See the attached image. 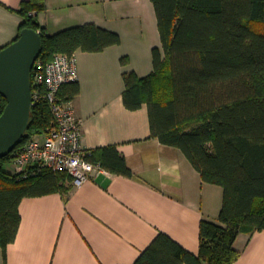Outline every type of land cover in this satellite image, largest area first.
<instances>
[{
    "label": "trees",
    "instance_id": "obj_1",
    "mask_svg": "<svg viewBox=\"0 0 264 264\" xmlns=\"http://www.w3.org/2000/svg\"><path fill=\"white\" fill-rule=\"evenodd\" d=\"M160 46H153L152 71L140 77L124 70L123 103L134 110L147 104L151 136L177 147L202 181L222 188L218 222L202 219L199 252L193 254L159 232L132 264H233L239 233L264 229V0H150ZM0 4H2L0 2ZM16 11L24 28L39 30V58L77 50L99 52L119 45V33L92 22L47 34L37 21L45 0H23ZM4 46H0V50ZM121 65L129 59L123 56ZM79 94L77 81L61 88L64 99ZM6 105L0 94V114ZM52 125L46 102L31 106L29 126L15 148L0 157V248L6 249L21 222L19 203L28 196L72 188L66 172L48 169L26 177L9 173L5 162L37 133ZM92 162L112 173L131 176L114 146L92 150Z\"/></svg>",
    "mask_w": 264,
    "mask_h": 264
},
{
    "label": "crops",
    "instance_id": "obj_2",
    "mask_svg": "<svg viewBox=\"0 0 264 264\" xmlns=\"http://www.w3.org/2000/svg\"><path fill=\"white\" fill-rule=\"evenodd\" d=\"M22 1L0 0V46L12 42L22 20L6 6L18 8ZM45 4L37 21L49 35L87 22L121 34L119 45L75 52L79 94L72 102L81 120L83 147L114 146L132 174L104 169L73 184L67 200L60 192L22 198L20 226L7 246L5 264H132L159 232L198 254L200 221L218 222L222 188L202 181L177 147L151 136L146 103L131 110L122 98V72L134 70L142 77L153 65L152 47L138 39V27L119 21L149 9V2L45 0ZM134 30L136 35L124 44L123 34ZM123 56L129 59L127 65H121ZM31 137L41 140L43 133ZM234 247L240 256L233 264H264V229L239 233Z\"/></svg>",
    "mask_w": 264,
    "mask_h": 264
},
{
    "label": "built area",
    "instance_id": "obj_3",
    "mask_svg": "<svg viewBox=\"0 0 264 264\" xmlns=\"http://www.w3.org/2000/svg\"><path fill=\"white\" fill-rule=\"evenodd\" d=\"M31 73L32 105L46 102L52 125L43 132L41 140L31 137L13 153L15 173L26 177L43 169L62 171L72 177V184L79 185L104 171L98 163L88 159L92 150L82 145L81 120L72 99L60 95L65 84L77 81L75 53H57L51 59L38 56Z\"/></svg>",
    "mask_w": 264,
    "mask_h": 264
},
{
    "label": "water",
    "instance_id": "obj_4",
    "mask_svg": "<svg viewBox=\"0 0 264 264\" xmlns=\"http://www.w3.org/2000/svg\"><path fill=\"white\" fill-rule=\"evenodd\" d=\"M42 48L37 30L24 28L0 50V94L6 105L0 114V157L10 153L24 136L31 118V75Z\"/></svg>",
    "mask_w": 264,
    "mask_h": 264
},
{
    "label": "rangeland",
    "instance_id": "obj_5",
    "mask_svg": "<svg viewBox=\"0 0 264 264\" xmlns=\"http://www.w3.org/2000/svg\"><path fill=\"white\" fill-rule=\"evenodd\" d=\"M147 1L150 5L149 9L141 8L138 12H133L132 14H130V17H127L119 22H121V24L123 25L125 24L126 27H128L129 25L138 27V39L141 42L149 44L151 48L153 46H160V38L157 30V23L153 5L150 0ZM133 35H136V30L130 31L128 35L123 34L124 44H128L130 42L129 36L132 37ZM3 167L5 171L9 173L15 172V167L11 162H5Z\"/></svg>",
    "mask_w": 264,
    "mask_h": 264
}]
</instances>
